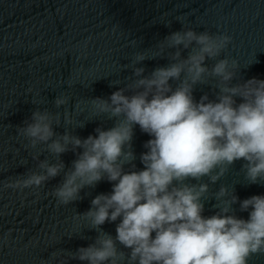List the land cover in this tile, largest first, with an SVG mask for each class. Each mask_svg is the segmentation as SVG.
Listing matches in <instances>:
<instances>
[{"label": "clouds", "instance_id": "clouds-1", "mask_svg": "<svg viewBox=\"0 0 264 264\" xmlns=\"http://www.w3.org/2000/svg\"><path fill=\"white\" fill-rule=\"evenodd\" d=\"M231 41L228 34L181 28L155 49L137 53L136 65L157 57L169 62L148 74L136 66L130 84L108 98L91 99L95 115L115 123L97 127L86 138L69 129L56 132L60 114L39 107L19 127L33 148L43 145L56 158L40 159L39 171L23 178L24 187L62 175L54 195L70 204L86 187L102 180L112 184L80 214L98 235L74 252L75 259L86 264H249L254 255L264 254V194L241 200L228 184L212 190L241 160L244 179L264 183V79L233 83L238 62L216 59ZM210 79L218 91L197 99L196 86ZM54 103L59 108L67 99L57 96ZM137 126L150 136L139 154L142 168L132 144ZM68 151L77 158L65 170L61 156ZM212 198L216 211L205 215ZM237 204L246 218L237 214ZM114 222L115 236L101 227Z\"/></svg>", "mask_w": 264, "mask_h": 264}, {"label": "water", "instance_id": "water-1", "mask_svg": "<svg viewBox=\"0 0 264 264\" xmlns=\"http://www.w3.org/2000/svg\"><path fill=\"white\" fill-rule=\"evenodd\" d=\"M181 28L230 35L231 43L216 59L238 62L233 83L264 79V0H0V264H86L74 252L94 243L98 232L80 214L96 195L112 190L102 180L83 189L81 199L61 204L54 189L62 175L24 187L23 178L39 171L40 159L56 158L43 145L33 148L19 127L37 107L60 114L55 130L61 134L69 129L86 138L99 126L112 127L115 120L95 115L91 99L108 98L130 84L136 66L148 74L166 65L167 57L133 61ZM215 87L210 79L194 94L214 96ZM57 96L67 103L57 108ZM80 123L84 126L77 127ZM149 139L137 126L132 144L138 168ZM76 158L73 151L62 154L65 170ZM242 165L237 161L212 190L228 184L241 200L264 194V183L244 179ZM215 203L206 201L205 215L214 214ZM101 227L115 236L116 222ZM249 264H264V254Z\"/></svg>", "mask_w": 264, "mask_h": 264}]
</instances>
